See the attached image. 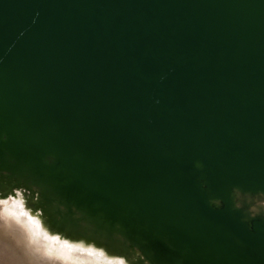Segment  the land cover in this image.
<instances>
[{
	"label": "water",
	"instance_id": "95a60500",
	"mask_svg": "<svg viewBox=\"0 0 264 264\" xmlns=\"http://www.w3.org/2000/svg\"><path fill=\"white\" fill-rule=\"evenodd\" d=\"M115 264H264V0H0V202Z\"/></svg>",
	"mask_w": 264,
	"mask_h": 264
},
{
	"label": "bare ground",
	"instance_id": "6f19581e",
	"mask_svg": "<svg viewBox=\"0 0 264 264\" xmlns=\"http://www.w3.org/2000/svg\"><path fill=\"white\" fill-rule=\"evenodd\" d=\"M11 214H13L14 216ZM4 221L7 222V229L14 230L17 233L22 234L21 236L24 237V241L21 243L22 250L24 253L23 255L24 258H22V256H19L16 260H14L16 261L17 264H23V259L25 258L28 260H39L45 256H48L47 260H51L53 257L56 256L59 258L58 262L55 260L57 264H68L70 263L69 259L75 256L74 254L82 255L83 257L82 260H84L85 258V262H83L84 264H99V263L115 264V263H108L105 261H101L98 258L96 259L87 254H81L77 252L76 250H73L67 247L65 244H61V243L53 242L52 240L44 239L42 236H40L37 226L33 224L29 219L25 218V216H22L21 213L17 210V207L14 204H11V201L8 203L0 202V223L3 222L5 224ZM50 243H52V246H50L51 245ZM61 245H63L62 246L63 249L66 248L67 250L68 248L70 252L69 253L62 252L58 256L57 254L62 251L61 249H60L61 251L58 250V248H60ZM81 258H80V261H81ZM46 262L48 263V261ZM73 262L74 261L72 260V263ZM79 264H82V263H79Z\"/></svg>",
	"mask_w": 264,
	"mask_h": 264
},
{
	"label": "rangeland",
	"instance_id": "374dc122",
	"mask_svg": "<svg viewBox=\"0 0 264 264\" xmlns=\"http://www.w3.org/2000/svg\"><path fill=\"white\" fill-rule=\"evenodd\" d=\"M13 214H11V215H13ZM4 222H5V224L3 222L0 223V264H17L16 261H14V260H16L19 256H22V258H24V256H23L24 253H23L22 245H21V243L24 241V237L21 236L22 234H19L14 230L7 229V222L6 221H4ZM50 244H51L50 246H52V243H50ZM62 246L63 245H61L60 248H58L59 251L62 250L59 253L57 252L58 256L62 252H67V253L70 252V250H68V248H67V250H66V248H64L65 249V251H64ZM74 255L76 257L75 256L71 257V259H69L70 263H68V264H74L75 261H76L75 264H79V263L84 264L83 262H85V258H84V260H82L83 259L82 255H80V254H77V255L74 254ZM80 258H81V261H80ZM47 259H48V256L42 257V259H39V260H28L25 258V259H23V264H57L59 258L55 256L51 260H47ZM20 260H22V259H20ZM45 260L48 261V263ZM72 260L74 261L73 263H72ZM49 261H50V263H49ZM62 262H63V260H62ZM99 264H101V263H99Z\"/></svg>",
	"mask_w": 264,
	"mask_h": 264
}]
</instances>
